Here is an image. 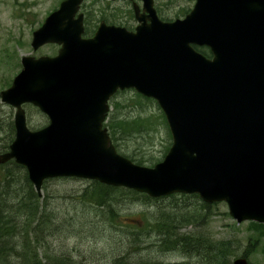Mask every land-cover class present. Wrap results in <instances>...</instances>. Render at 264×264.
<instances>
[{"label": "water", "instance_id": "95a60500", "mask_svg": "<svg viewBox=\"0 0 264 264\" xmlns=\"http://www.w3.org/2000/svg\"><path fill=\"white\" fill-rule=\"evenodd\" d=\"M81 1L61 0L32 32L33 50L53 43L56 54L22 55L0 91L14 108L0 163L22 165L39 195L46 179L76 177L153 198L193 193L224 202L238 223H264V0H195L173 20L141 0L132 30L101 21L91 36ZM124 89L154 99L166 120L171 144L152 166L117 152L103 126ZM26 103L47 117L44 126L29 128Z\"/></svg>", "mask_w": 264, "mask_h": 264}, {"label": "rangeland", "instance_id": "374dc122", "mask_svg": "<svg viewBox=\"0 0 264 264\" xmlns=\"http://www.w3.org/2000/svg\"><path fill=\"white\" fill-rule=\"evenodd\" d=\"M59 1L0 0V90L7 87L21 68L22 55L56 54L58 45L50 43L33 50L30 40L32 31L57 7ZM82 3V10H90L93 17L99 16V11L106 6L105 2L98 0H83ZM156 5L160 7L163 17L173 18L181 16L185 9H190L192 1L161 0ZM111 6L127 7L122 0ZM130 24L133 26L135 22L131 21ZM134 93L132 89L123 90L112 99V102H117V110H114L116 117L145 120L140 129L119 132V152L133 153L143 159V165L151 166L163 158L171 144V137L157 103L154 100H142L140 105L135 99H141ZM25 112L27 125L31 129L38 128L46 120L43 114L30 105L25 106ZM13 116L14 108L0 100V147L13 139ZM24 171L22 169L20 173ZM14 180L9 196L0 208L18 225L11 230L10 235L3 234L0 237V264H30L27 257L33 258V254L42 263L48 259L46 255H50L64 256L67 264H115L113 261L119 257L129 264H196L193 257L185 256L180 251L159 249L157 242L161 236L158 237L159 233L153 227L148 228V225L156 220L163 225L157 219L159 211H184L202 202L200 199L180 195L174 198L164 196L156 202L147 203L140 196L116 193L108 208L92 205L87 201L89 199L81 195L91 180L50 179L44 183L41 195H38L39 202L54 215L51 218L53 226L46 227L47 223L39 226L34 222L24 224L25 212L29 208L19 206L18 202L26 197L29 188L24 179ZM211 204L203 211L198 225L186 224L178 226L176 230L179 233L202 232L212 239L231 240L230 248L234 250L231 261L243 256L247 258L248 264H264V233L260 235L249 225V220L236 222L229 216L224 202ZM175 206L179 208L173 209Z\"/></svg>", "mask_w": 264, "mask_h": 264}, {"label": "trees", "instance_id": "16d2710c", "mask_svg": "<svg viewBox=\"0 0 264 264\" xmlns=\"http://www.w3.org/2000/svg\"><path fill=\"white\" fill-rule=\"evenodd\" d=\"M186 12V10H185ZM163 19L168 20L170 18L163 17ZM94 27H91V24L86 23L84 27V34L90 35L93 32ZM198 50L201 51L198 47H196ZM203 52V51H201ZM205 54V52H203ZM135 94V93H134ZM136 95L141 99L139 101H136L138 104L141 105L142 100L146 101H152L153 99L143 97L140 94ZM135 98V97H134ZM112 109L109 112V115L107 117V121L104 123V126L107 127L110 138L116 149L119 150V132L123 131H129V130H135L140 129L145 120L142 118H133L128 119L124 117H116V112L114 113V110H117V102H112ZM35 109V108H34ZM161 118L163 123L166 124V121L164 119L163 114H161ZM167 128V126H166ZM13 129V127H12ZM167 133L169 134L168 128ZM8 148V143L3 144L2 147H0V152L5 151ZM123 155L129 157L132 161L138 164L143 163V159L136 157L133 153L124 152ZM152 157H150L151 159ZM153 164V163H152ZM25 168L22 165H19L15 163L13 160H10L6 162L5 164H0V206L1 204L6 200V198L10 194L11 184H14V178H22L26 182V185L28 186L26 197L23 198L21 201L18 202V205H24L28 207L29 209L25 212V219L24 224H31L35 223L37 226L40 224L46 225V227L53 226L51 224V218L54 216L51 211H48L44 205H42L41 202H39L40 197L36 194V192L33 190L32 185L27 177L26 170L22 173L21 170ZM44 181V183H46ZM43 183V185H44ZM116 193H126L130 194L132 196H140L146 202L152 203L156 202L160 198H151L143 193H138L131 189H126L123 187H114L110 185H105L102 183H99L97 181H91L89 186L83 189L81 195L85 198L89 199V201L92 205L97 206H107L110 208L109 202L116 197ZM181 197H195L199 199L198 195L196 194H170L166 198H174L176 196ZM44 202V201H43ZM90 204V205H91ZM214 205L216 203H213ZM212 204L205 203V202H199L195 205H192L193 207H188L184 211H159L158 214L160 216L157 218L159 219L161 223H158V220H156L151 225H148L150 227H153L156 232H158V237L161 236V240L157 242V246L159 249H174L177 251H180L185 256L193 257L195 259L196 264H231V257L234 255V250H231L230 244H232L231 240H224V239H212L208 236H205L204 233L200 232V234L195 233H179L176 228L178 226H184L186 224H195L198 225V222L203 217V211L205 209H208ZM179 208L178 206L173 207V209ZM5 210V209H4ZM110 210V209H109ZM10 215L0 208V237L7 236V234H11V230L14 229L18 223H14V221L11 220L9 217ZM31 216L30 220L29 217ZM171 216V217H170ZM111 217V215L109 216ZM200 217V219H199ZM31 221V222H30ZM249 225L252 226L255 230L259 232V234L264 233V224L263 223H257L254 221H249ZM31 227H29L30 229ZM139 228V227H138ZM49 229V228H47ZM48 258L47 262L57 263V264H67L65 261V257H57V256H50L46 255ZM30 264H42L40 259H37V256L33 254L32 257H27ZM115 264H129L124 262V259L119 257L116 258L113 261ZM139 264H156L151 262H140ZM181 264H190L188 262H182Z\"/></svg>", "mask_w": 264, "mask_h": 264}, {"label": "flooded vegetation", "instance_id": "af4514ba", "mask_svg": "<svg viewBox=\"0 0 264 264\" xmlns=\"http://www.w3.org/2000/svg\"><path fill=\"white\" fill-rule=\"evenodd\" d=\"M98 1L106 3V6L102 10L99 11V16L94 15L93 17L91 15L90 10H86V9L82 10V7H84L83 3L80 5L79 11H78L83 14V22H86L87 17L89 18L88 23L91 24L92 28L97 27V25L101 21H104L107 24L124 26L127 29H132L136 25L137 21L134 16L133 4L135 3L141 6V0H122L127 5L125 9L121 7L111 6V4L117 1H121V0H98ZM159 1L161 0H153L155 8H156V4ZM191 1H192V6L190 7V9L193 7L195 3V0H191ZM156 12H157V15L159 16L157 8H156ZM131 21L135 22L133 26L132 24H130ZM198 48L201 49V51L205 52V56L209 58L212 56L211 50L208 46H199Z\"/></svg>", "mask_w": 264, "mask_h": 264}, {"label": "bare ground", "instance_id": "6f19581e", "mask_svg": "<svg viewBox=\"0 0 264 264\" xmlns=\"http://www.w3.org/2000/svg\"><path fill=\"white\" fill-rule=\"evenodd\" d=\"M189 263V262H188Z\"/></svg>", "mask_w": 264, "mask_h": 264}]
</instances>
